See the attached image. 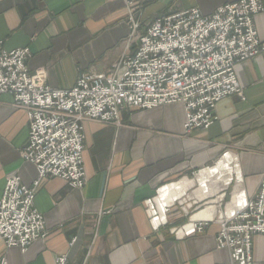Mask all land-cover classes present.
Returning <instances> with one entry per match:
<instances>
[{
  "label": "crops",
  "instance_id": "obj_1",
  "mask_svg": "<svg viewBox=\"0 0 264 264\" xmlns=\"http://www.w3.org/2000/svg\"><path fill=\"white\" fill-rule=\"evenodd\" d=\"M227 1L232 0H157L145 6L143 18L158 20L193 7L208 15ZM128 16L124 0H0V41L6 50L30 48L31 72L42 69L47 85L66 89L81 73H106L121 60L129 49ZM254 22L264 42V11ZM236 74L243 97L222 98L207 129L186 133L181 103L124 109L119 122L85 121V186L59 177L41 180L34 204L45 217L46 237L25 250L0 239V260L57 264L66 256L67 264H230L229 251L216 245L218 222L187 236L173 228L188 223L190 203L208 198L200 189L189 190L200 181L198 171L205 174L223 153L234 156L249 195L264 175V51L239 64ZM13 102L11 94L0 95V200L8 177L18 175L26 185L38 177L22 154L27 111ZM178 182L187 188L185 202L172 225L156 230L145 201ZM254 240L263 243L264 253V237L256 234Z\"/></svg>",
  "mask_w": 264,
  "mask_h": 264
},
{
  "label": "built area",
  "instance_id": "obj_2",
  "mask_svg": "<svg viewBox=\"0 0 264 264\" xmlns=\"http://www.w3.org/2000/svg\"><path fill=\"white\" fill-rule=\"evenodd\" d=\"M124 1L131 29L128 51L106 73H81L71 88L47 85L45 71L31 72L28 66L30 48L6 50L0 41V95L11 94L13 105L26 109L29 135L22 154L38 170L32 185L23 184L18 175L6 180L0 200V239L7 247L25 250L46 237L45 217L34 204L41 180L59 177L73 187L85 186V121L119 122L124 109L181 103L185 108L184 130L191 133L211 126L222 98L234 93L243 97L236 67L264 51L254 22L255 14L264 11L261 0L227 1L208 15L193 7L153 21H145L143 13L146 4L156 0ZM214 182L207 181L210 191ZM242 183V174H225L217 205L203 207L200 203L204 199L195 200L185 209L186 215L191 212V219L173 231L187 236L216 221L220 224L216 245L229 251L230 264H255L254 236L264 237V175L252 195ZM205 186L200 187L203 195L208 192ZM165 187L145 201L156 230L168 224L185 202L186 189L163 209L158 198ZM212 206V218H194ZM0 264L7 261L3 258ZM57 264H67V257H60Z\"/></svg>",
  "mask_w": 264,
  "mask_h": 264
},
{
  "label": "rangeland",
  "instance_id": "obj_3",
  "mask_svg": "<svg viewBox=\"0 0 264 264\" xmlns=\"http://www.w3.org/2000/svg\"><path fill=\"white\" fill-rule=\"evenodd\" d=\"M157 1V0H156ZM149 4V3H148ZM147 5V4H146ZM130 21V20H129ZM149 21V20H148ZM129 40V39H128ZM131 48H133V46H131ZM223 156H224V153L216 160V162L215 163H213L212 165H210V166H206L205 167V174H202V172L203 171H201L200 173H199V178H200V181H199V179L195 182V186L193 187V188H190V190H189V192L191 191H195V190H198L199 191V189H200V187L202 186L200 183H202L203 182V178L204 179H207V181L209 180H211V182H214V181H217L218 183L216 184L215 182L212 184V189H211V191L209 190L210 188H209V185H208V183H207V181H206V184H207V186H206V189L208 190V192L206 193L207 194V196H208V198L207 199H204L203 201H201V203H200V205H202L203 207L205 206V205H208L207 203H210V204H212V205H217V203H215L216 201H217V197L218 196H220L221 195V192H220V189L221 188H223V187H225V186H223V184H222V178H223V176L225 175V174H229V173H223L224 175H222V176H220V174H214V175H212L213 173L211 172V168H213V167H215L217 164H218V162L223 158ZM234 157V156H233ZM209 168H210V170H209ZM202 175V176H201ZM216 176V177H215ZM219 180H218V179ZM184 181H187V183H188V186H190V185H192V182L191 181H188V180H184ZM203 184V183H202ZM214 185V186H213ZM186 188V187H185ZM184 188V189H185ZM203 188H205V187H203ZM187 189V188H186ZM178 190H180V189H178ZM182 192H179V195L181 194ZM173 197H175V195H173ZM178 206V205H177ZM201 206V207H202ZM181 206H179L178 207V209L180 208ZM206 208H209V207H206ZM205 208V209H206ZM210 208H213V209H215L213 206L212 207H210ZM191 209H193V208H191ZM191 209H189V211H192ZM204 209V210H205ZM203 211V210H202ZM201 212V211H200ZM188 216H187V218H188V221H189V219H191V212L189 213V214H187ZM197 215V214H196ZM195 215V216H196ZM194 216V218H196V219H198L197 217H195ZM170 218V217H169ZM173 218H175V216H172L169 220H170V222L168 223V224H166V225H163V226H161V227H164V226H170V225H172V224H170L171 223V219H173ZM212 218V217H211ZM200 219V218H199ZM188 221H186V222H188ZM181 227V226H180ZM175 228H179V226H177V227H175ZM174 229V228H173ZM254 249H255V264H264V257H263V243L262 242H260V241H255V245H254Z\"/></svg>",
  "mask_w": 264,
  "mask_h": 264
},
{
  "label": "bare ground",
  "instance_id": "obj_4",
  "mask_svg": "<svg viewBox=\"0 0 264 264\" xmlns=\"http://www.w3.org/2000/svg\"><path fill=\"white\" fill-rule=\"evenodd\" d=\"M234 157L232 154L230 153H226L223 158L220 160L219 164L216 165L215 167L211 168V172L214 174H220V176L224 175L223 173H229L232 174L233 172H237L238 176L241 175V173L239 172L238 167L234 166ZM183 182V181H181ZM181 182L179 183H174L172 185H167V187H165L164 189L160 190V197L158 198L160 201V205L163 207L164 209V205L166 203H168L170 200L173 199V196H170L171 193H173V195L179 196V192L184 191V188H181V185H179ZM202 185H206V181L202 182ZM205 186V188H206ZM180 189V190H178ZM214 210L213 208H208L205 209L201 212H199L195 217L200 218V219H209L211 217H213L214 215ZM156 223L158 222L157 220L155 221ZM189 228V226L187 227V229ZM183 232H181L182 234Z\"/></svg>",
  "mask_w": 264,
  "mask_h": 264
}]
</instances>
